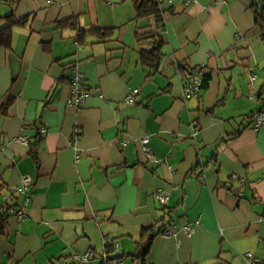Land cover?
Returning a JSON list of instances; mask_svg holds the SVG:
<instances>
[{"label":"crops","instance_id":"crops-1","mask_svg":"<svg viewBox=\"0 0 264 264\" xmlns=\"http://www.w3.org/2000/svg\"><path fill=\"white\" fill-rule=\"evenodd\" d=\"M135 1L0 0V17L28 16L0 43V264H69L88 252L84 264H112L152 224L168 233L148 264H245L247 253L264 264V128L248 120L264 108L254 14L264 0H161L164 57L151 75L135 40L150 22L133 20ZM70 18L114 29L79 42L77 28L58 25ZM72 65L90 92L77 109L67 104ZM189 67L203 68L206 87L184 99ZM143 137L162 164L146 161Z\"/></svg>","mask_w":264,"mask_h":264},{"label":"trees","instance_id":"trees-1","mask_svg":"<svg viewBox=\"0 0 264 264\" xmlns=\"http://www.w3.org/2000/svg\"><path fill=\"white\" fill-rule=\"evenodd\" d=\"M261 1V0H260ZM259 4V3H258ZM167 10L163 8L161 0H136L134 2V17L133 20L145 19L149 21L148 28L139 27L135 33V40L137 44L138 51V60L142 67L148 70L149 74H154L159 71L161 61L164 57L162 47L163 39L161 35V30L164 27V20ZM255 14V25L258 26L261 30V38L264 40V5H256L254 9ZM0 20H3L4 23L0 24V43L2 40L6 39L11 40L12 29L14 27L23 26L28 20V16L24 18H16L11 12L3 17H0ZM59 26H71L77 28L78 30V41L81 42L86 36H96L102 41H106L108 37L111 36V33L114 28H97L93 27L91 29H84L78 25L77 20L70 18L58 22ZM145 29H149L146 31ZM205 75V74H204ZM204 76L203 88L206 87ZM10 103V100L5 104L4 109ZM254 115L248 117V120L254 118ZM30 140V138H29ZM171 213V212H170ZM168 214L167 216H169ZM171 217V216H170ZM164 217L160 219L163 221ZM165 225H156L152 224L150 226H145L141 228L139 241L137 242L136 249L132 253L122 254L115 257H110L108 259L121 260L123 258L131 257L135 264H148L147 257L149 255L150 249L153 245L154 239L166 232L167 229H164ZM112 245H106L105 252L111 253ZM126 255V256H125ZM65 264V263H64ZM69 264H75L70 262Z\"/></svg>","mask_w":264,"mask_h":264},{"label":"built area","instance_id":"built-area-1","mask_svg":"<svg viewBox=\"0 0 264 264\" xmlns=\"http://www.w3.org/2000/svg\"><path fill=\"white\" fill-rule=\"evenodd\" d=\"M194 0H185L186 4H191ZM69 94L67 98V104L75 109L79 108L82 103L89 97L90 92L85 83L84 76L78 69L76 65L70 66L69 69ZM204 83V70L202 67H189L188 74L183 82L182 86V97L184 99H189L193 96H197L203 88ZM139 93V88L133 89L130 91L124 98V103L133 104L135 103L136 96ZM253 127L255 129L264 128V108L259 110L253 118ZM18 140L25 144L29 145V137L27 135H20ZM141 150L145 155L147 162H150L154 165H160L163 163V160L155 156L149 146V138L143 137L139 140ZM32 183V178L30 175L25 174L21 177L20 184L15 188L17 194L24 196L23 202L21 205H18L14 209L15 218L20 221L23 220L26 216L25 208L29 203V197L27 191ZM154 197L162 205L167 204L169 196L163 190H157L154 194ZM182 230L188 235L191 236L193 233V227L190 225L183 226ZM168 233L165 232L164 234ZM91 253H86L85 255H75L72 257V262L75 264H84L91 257ZM64 264V263H63ZM112 264H123L119 259L114 260ZM245 264H263L262 261L254 254L247 253L245 254Z\"/></svg>","mask_w":264,"mask_h":264}]
</instances>
